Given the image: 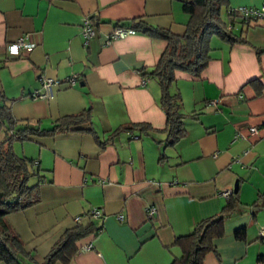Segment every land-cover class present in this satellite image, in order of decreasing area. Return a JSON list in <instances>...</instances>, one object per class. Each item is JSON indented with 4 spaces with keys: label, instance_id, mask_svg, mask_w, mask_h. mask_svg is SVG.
I'll return each mask as SVG.
<instances>
[{
    "label": "crops",
    "instance_id": "1",
    "mask_svg": "<svg viewBox=\"0 0 264 264\" xmlns=\"http://www.w3.org/2000/svg\"><path fill=\"white\" fill-rule=\"evenodd\" d=\"M188 17L183 0H0V88L14 118L38 119L48 128L88 108L94 131L81 124L13 143L17 154L37 161L40 175L39 201L6 217L33 252L28 264L40 263L65 229L91 221L96 232L76 242L69 261L53 264H170L185 245L175 238L218 215L227 200L223 191L234 186L236 205L202 264H264L256 260L264 253V52L254 50L264 47L263 20L232 25L246 43L212 35L210 59L198 76L175 72L170 90L180 95L185 129L177 142H156L164 132L113 133L128 122L166 124L159 86L142 73L156 63L165 40L134 25L141 20L181 34ZM86 19L95 32L84 43ZM118 24L136 31L106 42ZM25 34L34 45L7 53L6 43ZM41 76L61 80L50 98L32 97ZM149 206L155 208L150 217ZM93 207L101 211L96 218ZM89 242L90 249H80Z\"/></svg>",
    "mask_w": 264,
    "mask_h": 264
},
{
    "label": "trees",
    "instance_id": "2",
    "mask_svg": "<svg viewBox=\"0 0 264 264\" xmlns=\"http://www.w3.org/2000/svg\"><path fill=\"white\" fill-rule=\"evenodd\" d=\"M183 9L188 12L189 17L181 34L141 20L134 25L141 32L165 40V46L156 63L142 72L143 75L154 78L159 86V104L165 112V126L156 129L147 122H128L117 127L113 133L132 129L145 133L164 132L162 139L154 137L156 142L164 145L177 142L185 129L183 113L180 110V95L170 90L175 80V72L181 70L198 76L210 59L212 35L230 44L246 43L243 32L234 33L232 25L238 20L246 23L258 20L244 18L237 10L229 7L228 0H183ZM254 50L259 56L264 52V47H254ZM7 99L0 88V264H28L29 261H34L33 254L25 249L23 241L7 221L6 215L39 201L40 175L37 161L18 155L13 149V143L25 140L31 135H52L69 131L81 124H87V130L94 131L88 108L63 115L52 126L42 128L38 119L14 118L10 105L6 103ZM33 177H37V180L30 182ZM237 196V191H231L218 215L200 221L189 233L175 238V243L182 242L185 245L181 253L172 258L170 264H202L205 254L214 249L212 237L221 232L222 221L236 205ZM93 232H96V227L92 221L87 224L77 223L65 229L39 264H53L56 260L69 261L79 247L76 242ZM244 232V226L235 230L238 236H243ZM261 238L264 239V236ZM256 260L264 262V253L257 254Z\"/></svg>",
    "mask_w": 264,
    "mask_h": 264
},
{
    "label": "built area",
    "instance_id": "3",
    "mask_svg": "<svg viewBox=\"0 0 264 264\" xmlns=\"http://www.w3.org/2000/svg\"><path fill=\"white\" fill-rule=\"evenodd\" d=\"M231 9L237 10L240 15H242L244 18H256L261 19L264 21V0L257 6H247V5H239L237 7H230ZM136 30L128 25H122L118 24L114 26L112 31L107 35L106 42H109L110 40L114 38L123 37L127 34L134 33ZM95 30L93 26L89 23L88 19L84 21V24L81 28V34L84 39V43L87 42L88 38L91 37L94 34ZM34 45V42H32L29 39V35L25 34L21 37H18L15 41L6 43L5 49L7 53L12 55H17L20 53L22 49H30ZM146 80V77H143L142 82ZM41 85L38 89H34L32 91V97H41V98H50L53 95L52 87L53 85H58L61 83L60 79L48 77V76H41L40 78ZM66 82H68L70 85L74 84L75 77L71 76L65 79ZM250 133H254L256 131L255 127H250ZM241 136V135H239ZM231 192V190H224L223 193L225 195H228ZM155 211L154 206H149L146 208V214L148 217L152 216ZM90 215L93 218L98 217L101 214L100 209L93 207L89 211ZM119 218H122V215H118ZM78 219V217L76 218ZM264 234V230L261 232ZM92 247V243H85L80 246V249H90Z\"/></svg>",
    "mask_w": 264,
    "mask_h": 264
},
{
    "label": "rangeland",
    "instance_id": "4",
    "mask_svg": "<svg viewBox=\"0 0 264 264\" xmlns=\"http://www.w3.org/2000/svg\"><path fill=\"white\" fill-rule=\"evenodd\" d=\"M0 136H1V132H0ZM14 149V148H13ZM15 151V150H14ZM18 155H21V154H18ZM31 181V180H30ZM6 217H7V215H6ZM24 243V242H23ZM25 246V245H24ZM32 254H33V252H32ZM34 264H35V262H33ZM39 264V263H38Z\"/></svg>",
    "mask_w": 264,
    "mask_h": 264
},
{
    "label": "water",
    "instance_id": "5",
    "mask_svg": "<svg viewBox=\"0 0 264 264\" xmlns=\"http://www.w3.org/2000/svg\"><path fill=\"white\" fill-rule=\"evenodd\" d=\"M236 190V186H234V191Z\"/></svg>",
    "mask_w": 264,
    "mask_h": 264
}]
</instances>
